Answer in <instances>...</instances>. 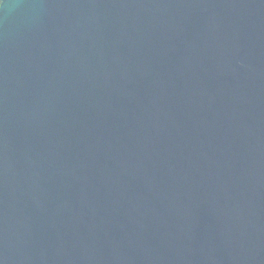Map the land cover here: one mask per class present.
<instances>
[{
	"label": "water",
	"instance_id": "obj_1",
	"mask_svg": "<svg viewBox=\"0 0 264 264\" xmlns=\"http://www.w3.org/2000/svg\"><path fill=\"white\" fill-rule=\"evenodd\" d=\"M0 264H264V0H5Z\"/></svg>",
	"mask_w": 264,
	"mask_h": 264
},
{
	"label": "clouds",
	"instance_id": "obj_2",
	"mask_svg": "<svg viewBox=\"0 0 264 264\" xmlns=\"http://www.w3.org/2000/svg\"><path fill=\"white\" fill-rule=\"evenodd\" d=\"M0 2H2V6H0V8H3L5 5V0H0Z\"/></svg>",
	"mask_w": 264,
	"mask_h": 264
},
{
	"label": "snow or ice",
	"instance_id": "obj_3",
	"mask_svg": "<svg viewBox=\"0 0 264 264\" xmlns=\"http://www.w3.org/2000/svg\"><path fill=\"white\" fill-rule=\"evenodd\" d=\"M0 6H2V2H0Z\"/></svg>",
	"mask_w": 264,
	"mask_h": 264
}]
</instances>
